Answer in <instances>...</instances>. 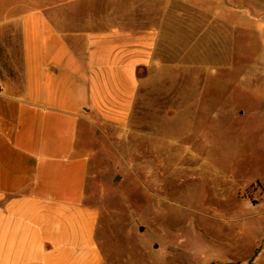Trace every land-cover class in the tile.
Returning <instances> with one entry per match:
<instances>
[{"label":"crops","instance_id":"0c3cea01","mask_svg":"<svg viewBox=\"0 0 264 264\" xmlns=\"http://www.w3.org/2000/svg\"><path fill=\"white\" fill-rule=\"evenodd\" d=\"M155 81L263 107L264 0H0V264H105L79 131Z\"/></svg>","mask_w":264,"mask_h":264},{"label":"rangeland","instance_id":"374dc122","mask_svg":"<svg viewBox=\"0 0 264 264\" xmlns=\"http://www.w3.org/2000/svg\"><path fill=\"white\" fill-rule=\"evenodd\" d=\"M173 87L152 82L125 122L80 128L105 264H264V106L215 89L181 105Z\"/></svg>","mask_w":264,"mask_h":264}]
</instances>
